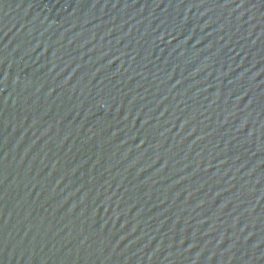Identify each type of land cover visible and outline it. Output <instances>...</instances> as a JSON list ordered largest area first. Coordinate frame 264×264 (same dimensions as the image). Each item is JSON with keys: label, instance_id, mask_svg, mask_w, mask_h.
I'll return each mask as SVG.
<instances>
[{"label": "water", "instance_id": "water-1", "mask_svg": "<svg viewBox=\"0 0 264 264\" xmlns=\"http://www.w3.org/2000/svg\"><path fill=\"white\" fill-rule=\"evenodd\" d=\"M0 264H264V0H0Z\"/></svg>", "mask_w": 264, "mask_h": 264}]
</instances>
